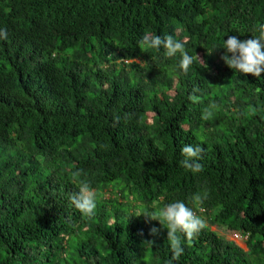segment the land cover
Masks as SVG:
<instances>
[{"label": "trees", "instance_id": "16d2710c", "mask_svg": "<svg viewBox=\"0 0 264 264\" xmlns=\"http://www.w3.org/2000/svg\"><path fill=\"white\" fill-rule=\"evenodd\" d=\"M261 25L264 0H0V264H169L166 225L138 215L177 200L208 217L178 233V264H264V73L216 50ZM146 34L206 68L178 70ZM186 145L204 149L202 173L181 167ZM82 180L91 216L70 202Z\"/></svg>", "mask_w": 264, "mask_h": 264}, {"label": "clouds", "instance_id": "9594fccd", "mask_svg": "<svg viewBox=\"0 0 264 264\" xmlns=\"http://www.w3.org/2000/svg\"><path fill=\"white\" fill-rule=\"evenodd\" d=\"M257 33V36L246 41L232 35L226 41L223 40L216 49L223 50L220 59L233 73L243 76L251 75L255 78H260L264 73V25L257 29ZM7 35L5 29H0V39H7ZM139 45L144 49L155 50L167 58H178L177 69L185 73L192 69L196 62H199L202 68H206L205 64L198 61L196 55H191L186 51L184 42L172 35L146 34L140 39ZM132 61L137 63L135 60ZM210 115L211 113L206 109L204 118ZM203 151L204 149L200 145L184 146L181 149L184 157L180 161L181 167L192 174L202 173L204 169L198 161L201 159ZM205 199L206 197L199 194L193 197V204L199 206L200 213L206 211L203 207ZM70 202L79 212L91 216L97 205L96 191L89 182L82 180L77 191L71 195ZM138 216H144L149 221H157L161 227L166 225L167 239L172 253L169 264H174V262L178 264L184 253L181 236L178 233L191 241L199 235L206 223L205 219L197 214L195 207H190L180 200L163 204L156 213L145 211ZM150 234L158 236L159 229L152 228Z\"/></svg>", "mask_w": 264, "mask_h": 264}, {"label": "rangeland", "instance_id": "374dc122", "mask_svg": "<svg viewBox=\"0 0 264 264\" xmlns=\"http://www.w3.org/2000/svg\"><path fill=\"white\" fill-rule=\"evenodd\" d=\"M105 195H107V197H108V194H107V193H106ZM203 218L205 219V222H206V221H207L206 219H207L208 217L203 216ZM205 224L207 225V223H205ZM210 229H211V231L216 232L220 237H224L227 241L232 242V243H234L235 245H237V246H239L240 248H242L244 251H247V248H246V245H245V242H244V241H243V242H242V241L235 242V241L233 240V234H234V233H227V232H224L223 229H221V230H217V228H216L215 226H211Z\"/></svg>", "mask_w": 264, "mask_h": 264}, {"label": "built area", "instance_id": "2783aa9c", "mask_svg": "<svg viewBox=\"0 0 264 264\" xmlns=\"http://www.w3.org/2000/svg\"><path fill=\"white\" fill-rule=\"evenodd\" d=\"M233 240L235 241V242H238V241H246L247 240V236H245V235H243V234H241V233H234L233 234Z\"/></svg>", "mask_w": 264, "mask_h": 264}]
</instances>
